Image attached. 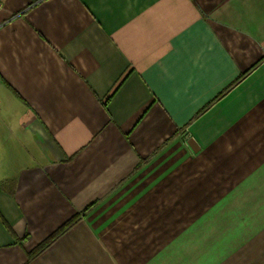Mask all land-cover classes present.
<instances>
[{
  "label": "crops",
  "instance_id": "crops-1",
  "mask_svg": "<svg viewBox=\"0 0 264 264\" xmlns=\"http://www.w3.org/2000/svg\"><path fill=\"white\" fill-rule=\"evenodd\" d=\"M0 3V264H264V0Z\"/></svg>",
  "mask_w": 264,
  "mask_h": 264
},
{
  "label": "trees",
  "instance_id": "trees-1",
  "mask_svg": "<svg viewBox=\"0 0 264 264\" xmlns=\"http://www.w3.org/2000/svg\"><path fill=\"white\" fill-rule=\"evenodd\" d=\"M73 219L68 220L64 225L58 228L53 234L49 235L44 241H42L36 248H34L28 255L30 257L34 256L35 254L39 253L43 250L58 234H60L66 227H68L72 223Z\"/></svg>",
  "mask_w": 264,
  "mask_h": 264
},
{
  "label": "rangeland",
  "instance_id": "rangeland-1",
  "mask_svg": "<svg viewBox=\"0 0 264 264\" xmlns=\"http://www.w3.org/2000/svg\"><path fill=\"white\" fill-rule=\"evenodd\" d=\"M5 176H6L5 174L0 173V178H1V179H3ZM3 184H6V183H5V180H4Z\"/></svg>",
  "mask_w": 264,
  "mask_h": 264
},
{
  "label": "built area",
  "instance_id": "built-area-1",
  "mask_svg": "<svg viewBox=\"0 0 264 264\" xmlns=\"http://www.w3.org/2000/svg\"><path fill=\"white\" fill-rule=\"evenodd\" d=\"M0 2H1V0H0ZM0 6H1V3H0Z\"/></svg>",
  "mask_w": 264,
  "mask_h": 264
}]
</instances>
